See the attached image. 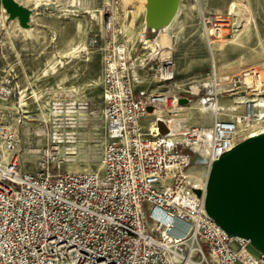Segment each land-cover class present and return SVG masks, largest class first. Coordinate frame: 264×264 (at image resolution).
I'll use <instances>...</instances> for the list:
<instances>
[{"label": "built area", "instance_id": "2783aa9c", "mask_svg": "<svg viewBox=\"0 0 264 264\" xmlns=\"http://www.w3.org/2000/svg\"><path fill=\"white\" fill-rule=\"evenodd\" d=\"M104 15L102 172H63L64 160L53 153L40 157L33 171L17 155L7 163L1 158L0 264H264V254L249 253V240L228 236L207 215L206 181L198 182L189 172L199 167L189 165L192 153L207 161L201 167L208 175L223 154L264 133V63L225 77L223 89L211 73L198 82L197 94L188 87L174 95L137 96L147 77L158 84L172 82L173 63L169 57L166 65L150 49L152 31L145 28L137 45L149 53L132 63L128 49L112 37V10ZM87 45L97 47L98 40L89 39ZM231 91L238 95L230 96ZM182 97L189 104L196 98L212 122L186 128L184 122L174 126L170 118L156 117L158 109L175 117L174 111L189 105L179 104ZM61 106L52 103V108ZM148 114L155 119L151 128L144 126ZM158 121L168 134L159 132ZM71 122L59 118L50 124ZM57 134L47 138L51 150L61 141ZM170 134L184 140L170 143Z\"/></svg>", "mask_w": 264, "mask_h": 264}, {"label": "rangeland", "instance_id": "374dc122", "mask_svg": "<svg viewBox=\"0 0 264 264\" xmlns=\"http://www.w3.org/2000/svg\"><path fill=\"white\" fill-rule=\"evenodd\" d=\"M16 1L31 9L32 17L25 30L17 21L8 22L4 13L0 15V88L4 89L0 94V159L2 152L17 155L33 171L40 157L53 153L64 160L60 167L63 172L101 173L106 144L100 100L103 11L113 5L117 19L113 39L128 49L133 63L141 53H149L137 45L138 35L145 28V0ZM235 9L242 10L247 19L238 20ZM208 29H219V38H208ZM149 37L160 55L163 51L170 54L175 78L171 83L158 84L147 77L136 95H174L188 87L196 93L198 82L211 75L213 62L221 77H233L264 63V0H181L171 26L159 33L149 32ZM93 38L99 45L88 47V40ZM191 101L197 104L196 98ZM54 102L61 103L62 109L79 111L77 121L61 126V143L51 150L46 143L54 129L46 120ZM197 110L187 113L191 122H209ZM40 126L45 131L42 137L34 135ZM12 128L17 130L15 144ZM50 171L55 174V166ZM189 172L200 179L207 176L201 166ZM203 251L208 255L207 246ZM249 253L259 256L251 246Z\"/></svg>", "mask_w": 264, "mask_h": 264}, {"label": "water", "instance_id": "95a60500", "mask_svg": "<svg viewBox=\"0 0 264 264\" xmlns=\"http://www.w3.org/2000/svg\"><path fill=\"white\" fill-rule=\"evenodd\" d=\"M181 0H145L144 23L147 31L158 32L174 20ZM29 29L32 10L16 0H0V15ZM180 105H188L180 98ZM162 135L168 130L157 122ZM207 161L192 153L190 166ZM205 211L230 237L247 239L252 248L264 254V133L240 142L216 160L206 178Z\"/></svg>", "mask_w": 264, "mask_h": 264}, {"label": "bare ground", "instance_id": "6f19581e", "mask_svg": "<svg viewBox=\"0 0 264 264\" xmlns=\"http://www.w3.org/2000/svg\"><path fill=\"white\" fill-rule=\"evenodd\" d=\"M179 6H180V4H179ZM108 9L106 10V9H104V11H103V15L108 11V10H113L114 9V7H113V5L111 6V5H108V7H107ZM144 9H145V5H144ZM179 10V9H178ZM114 11H112V13H113ZM178 13V12H177ZM233 13H234V15H235V17H237V19L239 20V19H243V20H245V19H247L246 18V14L242 11V10H238V9H235V10H233ZM176 16H177V14H176ZM176 16H175V18H176ZM175 18H174V20H175ZM173 20V21H174ZM117 21V19L115 18V15L113 14V18H110V22H111V24L113 25V30L111 29V32H112V37H114V33H115V28H114V23ZM173 21H172V23H173ZM171 23V24H172ZM238 23V22H237ZM171 24L168 26V27H166V28H164V29H161L160 31H158L157 33H159V32H161V31H164L165 29H167V28H169L170 26H171ZM239 24V23H238ZM236 28V27H235ZM239 29V28H238ZM212 31H210L209 29L208 30H206V35H208V38H219V36H220V30L219 29H211ZM240 30V29H239ZM118 31V30H117ZM139 36V35H138ZM148 44H149V47H150V49L152 50V51H156V46H157V44H155V42L153 41V40H151L150 42H148ZM85 49V48H84ZM160 54V53H159ZM162 58H164L165 59V61L167 60H169V54L168 53H166V52H164L163 51V53L160 55ZM166 61V65H168L169 63V61L167 62ZM212 75L213 76H215V77H217V79L219 80V82H220V88H222L223 89V86H224V81H225V77H221V76H219V74L216 72V70H215V62H213V64H212ZM168 68H170V66H168ZM173 70V69H172ZM161 83V82H160ZM169 83H171V82H169ZM194 94H197L198 92H194V91H192ZM236 95H238V92L237 91H235V92H233V91H231V94H230V96H236ZM224 97H229V96H227V95H225L224 94ZM193 102H191V104H192ZM197 104H189L187 107H183V108H181V109H178V110H176V111H174L176 114H175V117H170V116H167L166 115V113L165 112H163L161 109H158V110H156L154 113H155V115H156V117H158V118H163V115H164V117L165 118H170V120L172 121V123L174 124V126H179L180 125V123L181 122H184V124H185V127L186 128H188V126H190V125H194L192 122H191V119H190V117L186 114V111L187 110H192L193 109V111H196L197 109V111H202V112H200L201 114H206V113H203V112H206V110H204L199 104H198V102H196ZM198 105V107L196 108L195 106H197ZM67 108V107H66ZM80 110H82L81 108H80ZM79 110H72V109H58V108H56V107H53V108H51V109H49L48 110V113H49V117H48V119L46 120V123L48 122V121H50V122H52V119H54L55 121L56 120H58L59 118H60V120H64V118H66L67 120H74V121H77V112H78ZM241 112V109H239L238 110V113H240ZM207 115V114H206ZM148 116H151V117H153V118H150L149 120L147 119V120H145L144 119V122H146V124H144V126L145 127H148V128H151L152 127V125H153V123L155 122V119H154V116H153V114H148L147 115V117ZM51 117H53V118H51ZM153 120V123H151V121ZM76 123V122H75ZM150 123V124H149ZM149 124V125H148ZM58 125V124H57ZM60 125V124H59ZM59 125L58 126H54L53 128H54V130H53V132H54V135L55 136H57L58 134V132L59 131H61V128L63 127H59ZM200 125V124H199ZM25 126V125H24ZM60 128V129H59ZM57 129H59V130H57ZM8 130V129H7ZM11 138H12V141H13V143L15 144L16 143V139L18 138V136H17V130L15 131V129L14 128H12L11 130ZM9 132V131H8ZM45 131L43 130V128H42V126H40L39 128H37L35 131H34V135H36V136H39V137H42V136H44L45 134ZM67 134V133H66ZM74 134V133H73ZM47 135V134H46ZM50 137V136H49ZM43 139H45V138H43ZM62 139V138H61ZM75 139V138H74ZM167 139H168V141L170 142V143H173V142H181V141H183L184 140V138H183V136H181V135H179V134H170L168 137H167ZM59 144L61 143V141L59 140V142H58ZM67 143H69V142H67ZM72 143V142H71ZM4 144H6V143H4ZM45 144V143H44ZM61 150V149H60ZM66 150V149H65ZM67 150H69V149H67ZM35 152V151H34ZM3 153V157H2V160L5 162V163H7L8 161H9V157L10 156H8V154L7 153H4V152H2ZM35 153H38L37 151L35 152ZM8 156V157H7ZM66 161V160H65ZM69 161V160H68ZM102 166H103V164H102ZM190 175H191V177H193L194 179H196L198 182H200V183H204L205 181H206V178H207V176H206V178H203V179H200V178H197V176L194 174V173H190Z\"/></svg>", "mask_w": 264, "mask_h": 264}, {"label": "crops", "instance_id": "0c3cea01", "mask_svg": "<svg viewBox=\"0 0 264 264\" xmlns=\"http://www.w3.org/2000/svg\"><path fill=\"white\" fill-rule=\"evenodd\" d=\"M188 112H189V110L186 111V114H187ZM201 112H202V111H201ZM203 113H206L207 115H206V114H201V113H200L201 117H202V118H204V117L209 118V122L204 123V121H202L201 124L198 123V124H194V125H199V124H200V125H207V124H210V123L212 122V116H211V114H209V113H207V112H203ZM187 115H188V114H187ZM190 119H191V118H190ZM197 122H198V121H197Z\"/></svg>", "mask_w": 264, "mask_h": 264}]
</instances>
